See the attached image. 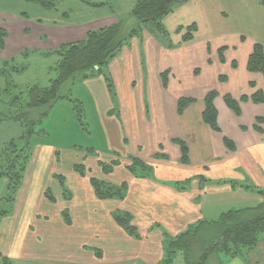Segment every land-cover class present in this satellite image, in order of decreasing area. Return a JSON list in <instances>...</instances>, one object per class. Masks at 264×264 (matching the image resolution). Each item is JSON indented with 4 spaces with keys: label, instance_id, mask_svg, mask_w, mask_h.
Here are the masks:
<instances>
[{
    "label": "crops",
    "instance_id": "1",
    "mask_svg": "<svg viewBox=\"0 0 264 264\" xmlns=\"http://www.w3.org/2000/svg\"><path fill=\"white\" fill-rule=\"evenodd\" d=\"M211 1L203 0L202 7L205 9V4ZM254 1L256 8L251 6V0L222 4L215 9L214 16L228 13L229 18L230 9L233 16L226 24L230 25L237 21L238 12L259 8L257 25L264 34V0ZM5 19L8 24L10 19L18 18L10 15ZM19 20L30 31L26 36L33 37L36 31L35 36L41 42L38 47L49 50L48 32L54 29L58 33V25ZM74 27L76 35L55 38L54 47L85 39L88 29ZM233 27L235 30L228 31L229 36L247 34L252 29L248 23L239 21ZM166 40L167 37H159L145 27L141 36H134L123 46L107 67L114 82V96L103 75L84 79L97 97L100 122L111 152L109 159L137 156L151 166V171L135 176L120 163L113 172H103L107 175L101 177L103 180L114 184L127 181L129 186L124 199H100L91 183L93 175H82L72 167L74 172L68 180L52 163L48 176L50 182H60L62 189L58 195H51L49 184H43L38 192L29 193L36 201L34 206L27 199L25 203H17L15 214L10 215L3 231L0 229V239L5 243L0 244V253L12 264H158L165 257L166 234L176 236L203 218L215 219L229 208L263 201L254 190L220 182L235 179L264 189V122L257 121L264 118V102L241 101L244 95L251 96L258 89L264 91V74L248 70L255 43L236 36L223 37L221 42L183 41L180 46H172ZM12 44L8 38L6 49L10 51ZM220 44L227 48L226 61L221 60ZM164 73L168 77L167 86L163 83ZM210 89L218 92L214 103L221 132L214 131L203 120L205 96ZM226 94L239 99L241 115L229 107ZM181 97L194 101L179 112ZM225 136L235 143L234 151L225 145ZM176 140L186 143L188 164L182 162L181 146ZM42 146L37 143L35 148ZM93 152L94 149L89 150L83 158ZM37 155L30 158L23 179L31 187L34 175L42 179L44 172L41 168H30L31 161H38L34 159ZM189 178L193 179L188 188L172 184ZM23 204L29 209L26 213ZM49 206L52 210L58 207L54 218L49 215ZM119 209L132 214L139 229L137 237L115 221L114 211ZM0 264H4L1 257ZM229 264H264V235L246 257L234 256Z\"/></svg>",
    "mask_w": 264,
    "mask_h": 264
},
{
    "label": "rangeland",
    "instance_id": "2",
    "mask_svg": "<svg viewBox=\"0 0 264 264\" xmlns=\"http://www.w3.org/2000/svg\"><path fill=\"white\" fill-rule=\"evenodd\" d=\"M239 1L240 0H213L205 4V9L204 6L202 7L201 5L203 0H187L175 5L162 20L168 32L167 43L172 46H180L183 41L192 42V44H199L209 40L212 42L214 40H220L221 42L223 37L236 36V38L246 42H252V44L253 42L255 44L259 42L264 45V34L259 32L257 25L259 8L255 11H248L247 8L237 13L236 20L248 23L252 28L249 29L250 31L247 34L243 33L229 36L228 31L235 30L233 26H235L237 22L235 21V23L226 25L229 24L228 21L233 16V12L230 9L229 18L228 13L227 15L218 13L219 16H214V11L220 9L222 4H235ZM251 1V6L256 8L255 1ZM94 3L99 5H94ZM136 3L137 0H56L54 3L55 7L44 8L41 4L33 1L0 0V28H5L8 33L5 39V47L0 50V88L3 89L7 87L8 84L7 78L1 74L3 59H11L7 74L11 77L10 80L18 85L17 88L13 89L14 93L18 92L16 91L18 88L26 90L28 86L33 84L47 86L58 76L55 67L59 60V56L56 54L49 56L44 55L42 52L48 49H43L45 46L38 47V45H41V42L37 39V36H35L36 31H34L33 37H27L26 35L30 33V31L25 30L27 25L24 23L21 24L19 19H31L35 25L41 24V22L58 25V33H55L54 29L48 32L51 34H49V39L47 41L50 50L58 47H54L56 42L55 38H62L63 36L65 38H71V36L76 35L77 29L74 25H77L79 29L87 28L88 33L90 30L102 29L107 25L124 22L125 30H130L135 27L136 24V19L131 15ZM224 9L227 10V7L225 6ZM218 12H222V10ZM10 15H15L18 19H10L11 21L7 24L8 20L5 19V17H10ZM12 26L14 27L11 33L10 28ZM224 26L225 28H222ZM237 26L238 25H236V27ZM223 30H226V33L225 31L221 32ZM2 31L3 30L0 32L1 38L3 37ZM8 38L11 39L13 43L10 51L9 48L8 50L6 49ZM36 39L38 40L37 42ZM43 44L42 42V45ZM221 45L222 44H220L221 48L219 47V50H222L224 55L223 59L226 61L227 48L224 47L225 45ZM13 66L25 68L18 72L12 68ZM196 71L198 72V69ZM212 90L214 89H210L209 91ZM92 91L93 87L88 84V82H84V80H76L75 82L74 80H70L66 82L62 87V95L68 94L73 100L82 101L85 109L84 115L80 117L74 103L69 99L62 98L51 108H48V114L36 125L37 133H35L31 139V157H33V154L40 155L34 157V159L38 158V161H31L30 168L44 169L42 173V179L44 177V181H42L39 175H34L31 182L32 187L30 183L24 181L16 190H13L8 187V178L1 175L2 172L9 171L12 162L16 163L17 171L20 169L23 159L27 154L28 147H25L24 142L21 141V136L25 128L20 123L13 121L0 124V229H2V231L8 223L7 221H9V218L15 214L18 208L17 203H25L27 199L34 206L36 201L33 198L34 196L31 197L29 193L38 192L43 184H49L51 187L50 194L58 195L59 191L62 189L60 182H50L48 176V170L52 168V163L62 171V173L67 175L68 180H71L70 173L74 172L72 167L75 168L76 165L83 164L87 168V173L97 176L98 178L104 175L105 177L107 176L103 173V168L101 164H99V161L102 160L106 163H111L112 161L109 159L111 152L109 151V145L102 123L100 122L97 97L93 95ZM5 93L7 96L4 94L1 97L6 101H8V99L10 100L11 96L9 94L11 90ZM2 104L6 108L8 107V103L6 105L4 103ZM46 109V106L36 108L32 110V114L37 117L45 112ZM12 140H16L18 147H12L7 153L5 147ZM37 143L43 146L40 148L36 147V149L35 146ZM45 146L51 147V150ZM92 149H94L95 153L93 152V155L83 158L89 153V150ZM16 153L18 156L17 158L15 156ZM49 157H53L50 162L48 161ZM54 157H58L60 160L58 161ZM117 160L126 166L132 164L130 158L127 159L120 156L117 157ZM116 178H119V176H114V179ZM10 196L13 200L9 199ZM38 197L39 193L36 194L35 198L38 199ZM256 203H258V201H253L251 204L253 205ZM45 209H48V206H45ZM28 210L27 205L23 204V213H26ZM4 211H7V213L3 214ZM57 211L58 207H56L55 210H52L50 207L49 215L51 218H54V214ZM78 228L77 226L76 229L79 231ZM0 244L1 246L5 245L4 241H1V239ZM221 259L224 260L226 264L232 261V257H227L221 252L213 254L210 258V262L212 264H219ZM174 264H185L181 253H178L174 258Z\"/></svg>",
    "mask_w": 264,
    "mask_h": 264
},
{
    "label": "trees",
    "instance_id": "3",
    "mask_svg": "<svg viewBox=\"0 0 264 264\" xmlns=\"http://www.w3.org/2000/svg\"><path fill=\"white\" fill-rule=\"evenodd\" d=\"M41 4L44 8L55 7L56 0H27ZM187 0H137L131 15L136 19L135 27L126 31L124 22L107 25L102 29L90 30L86 38L83 40L65 42L60 44L56 49H50L42 52L44 55L56 54L59 60L56 63L55 70L58 73L57 78L53 79L49 85L33 84L25 90L18 88L16 93L13 92L17 88L11 77L7 74L11 59H3V68L1 74L7 78V87L0 88V124L5 122H18L24 128L21 141L27 148V154L23 159L20 169L17 171L16 163L12 162L9 171L2 172V176L7 177L8 187L16 190L24 179L27 164L32 156L31 139L37 133V124L48 114V108H51L59 99H69L82 117L84 115V103L75 101L70 95H62L63 85L74 80H84L89 77L103 75L109 91L114 96V82L111 75L107 72L109 63L121 52L123 46L129 43L134 36L141 35L145 27L151 29L152 32L159 37H167L168 32L163 25V18L173 9V7ZM94 5H99L94 3ZM3 37L0 35V50L5 47V39L8 35L5 28ZM1 34V33H0ZM221 52V60L223 61V52ZM16 71L20 72L25 67L13 66ZM94 70L93 73H89ZM248 70L260 71L264 74V45L257 42L253 51L249 56ZM89 73V74H88ZM10 77V78H9ZM222 76L221 78H223ZM167 73L163 74V83L167 86ZM10 80V81H8ZM255 85L254 82H251ZM11 90L9 94L11 99L6 101L1 96ZM26 94V95H25ZM218 92L216 89L209 91L205 96V109L203 111V120L214 131L221 132L218 121V110L214 103ZM229 107L237 114L241 115L239 99L231 94L224 96ZM251 99L255 103L264 102V91L256 90L251 96H242L241 101ZM193 98L181 97L178 101L179 112H182L191 102ZM8 103V107H4ZM47 107L45 112L35 117L32 110L41 107ZM258 122H264L263 117L257 119ZM182 151V162H189L188 147L182 140H176ZM224 143L228 149L234 151L235 143L228 137H224ZM12 147H18L16 140L10 141L5 150L8 153ZM4 150V151H5ZM29 150V153H28ZM93 150V149H92ZM16 151V150H15ZM14 151V152H15ZM16 158L17 153H16ZM132 164L127 165V169L135 176H142L145 172L151 171V166L143 159L137 156H131ZM18 160V159H16ZM103 168V172L109 174L114 171L115 166L120 162L113 159L111 163L99 161ZM82 175L87 174V168L83 165H76L74 168ZM63 180V177H60ZM198 178V177H197ZM204 182L208 181L205 176H199ZM193 178L182 181H173V185L181 189L188 188ZM221 183H231L234 187L240 186L245 189H251L259 193L263 197V201L242 208H229L221 212L219 217L215 219L203 218L187 227L186 230L176 236L169 237L166 234V253L165 257L158 264H174V258L181 253L185 264H212L210 258L215 253H224L227 257H246L247 253L254 249L260 238L264 235V189L256 185L248 183H240L235 179H221ZM91 183L95 189L96 195L100 199H124L127 195L128 182L123 181L120 184H114L105 181L97 176H91ZM50 198H53L51 195ZM9 199L13 200L10 196ZM7 213L4 211L3 214ZM114 219L126 232L131 235L138 236V226L133 223V216L125 210L114 211ZM4 264H12L11 261L0 253ZM145 264V263H139ZM219 264H226L224 260H220Z\"/></svg>",
    "mask_w": 264,
    "mask_h": 264
},
{
    "label": "water",
    "instance_id": "4",
    "mask_svg": "<svg viewBox=\"0 0 264 264\" xmlns=\"http://www.w3.org/2000/svg\"><path fill=\"white\" fill-rule=\"evenodd\" d=\"M93 71H94V70H91L89 73H93ZM89 73H88V74H89Z\"/></svg>",
    "mask_w": 264,
    "mask_h": 264
}]
</instances>
